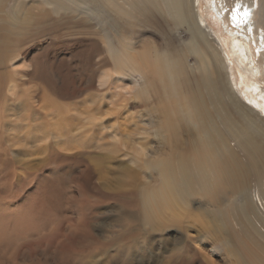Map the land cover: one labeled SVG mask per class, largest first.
Here are the masks:
<instances>
[{
  "label": "rangeland",
  "instance_id": "374dc122",
  "mask_svg": "<svg viewBox=\"0 0 264 264\" xmlns=\"http://www.w3.org/2000/svg\"><path fill=\"white\" fill-rule=\"evenodd\" d=\"M137 1L121 2V25L111 26L106 21L110 5L104 0L1 1L0 44H6L7 50L0 53V154L7 152L15 158L14 166L21 175H42L66 191L65 200L62 202L61 194L58 202L57 220L46 218L38 221L40 226L34 220L24 243L32 242L39 230L47 241L52 233H58L60 243L68 234L82 240L86 226L81 225L79 232L73 226L94 211L101 215L92 219V232L105 239L84 244L76 253L55 241L56 251H36L32 245L27 251H0V264L38 260L45 264H100L106 255L128 247L143 251L144 258L128 264H162L164 259L156 263L151 253L165 257L181 246L194 253L183 264H264V236L253 233L248 224L247 236L242 224L231 222L232 245L226 244L224 234L216 232L214 218L204 214L199 189L190 198L195 202L189 211L186 205L177 207L175 214L164 209L155 214L152 210L158 203L151 207L150 202H144L148 190L158 183L155 161L194 143L201 131L199 120L193 112L192 118L185 114L178 118L179 113L173 111L178 122L176 136L169 128L163 129V99L146 85L141 71L108 70L110 57L103 36L112 29L118 42L131 40L135 50L146 44L153 54L173 46L183 56L186 87L191 90H197L204 62L185 49L191 34L186 25L176 28L155 6H150L148 14L140 13L134 7ZM208 18L207 30L212 33L216 25ZM211 37L208 44L213 50L215 38ZM224 98L239 108L233 93L227 92ZM234 144L230 142L231 147ZM86 173L89 187L81 192L86 185L77 189L75 184ZM42 186L30 181L23 191L14 190L15 198L10 201L19 204L23 192L34 196ZM260 187L264 185L250 180L248 186L238 189L219 188V202H241L247 193L254 198ZM252 221L264 235V225L255 218ZM206 251L210 253L206 255Z\"/></svg>",
  "mask_w": 264,
  "mask_h": 264
},
{
  "label": "bare ground",
  "instance_id": "6f19581e",
  "mask_svg": "<svg viewBox=\"0 0 264 264\" xmlns=\"http://www.w3.org/2000/svg\"><path fill=\"white\" fill-rule=\"evenodd\" d=\"M104 1L110 5L106 13L108 25H121L120 16L124 14L121 2L125 4V0ZM239 2L250 11L247 24H234L231 18L230 7L237 4V0H138L134 3L140 13L148 14L150 6H155L165 20L176 28L184 25L189 28L190 40L185 49L196 53L200 62H204V65L200 66L202 70L199 82H196V91L186 87L183 56L180 57L181 53L176 52L173 46H169L167 51L165 48L164 53L153 54L146 44H141L140 49L135 50L131 40L126 43L118 42V37L112 29L103 36L110 57L107 60L108 70L115 68L116 71H121L120 69L131 68L141 71L145 76L146 85L153 87L163 99V129L169 128V133L176 136L178 122L173 116V111L179 113L178 118L182 114L192 118L193 112L194 118L199 120L201 131L194 143H190L182 152L179 149L176 154L168 153L166 158L159 157L155 161L158 183L155 189L148 190L149 194L144 196V202H150L151 207L152 203H158L157 209L152 210L155 214L163 209L175 214L178 213L175 211L177 207L184 209L186 205L189 211L190 204L195 202H191L190 198L195 189H199L201 192L198 200H202L204 214L208 218H214L217 223L216 232L219 235L224 234L228 245H232L231 222L242 224L243 233L247 236V224L253 233L264 236L252 221L255 218L264 225V188L255 190L254 198L243 190L247 197L241 202L231 199L219 202V188L238 189L248 186L250 180L264 185V0ZM55 6L60 7V4L55 3ZM243 10L242 8L240 11ZM209 16L216 25V29H211L212 33L207 30ZM13 20L16 21V18L13 17ZM134 32L132 30L133 34ZM208 36L215 38L213 50L209 47ZM6 50V44H0V53ZM227 92L233 93L237 98L238 109L233 108L224 98ZM231 141H234V147L230 146ZM6 153L0 154V251H27L29 245L36 248V251H56L52 244L55 241L56 244L76 253L82 251L80 246L84 244L105 239L92 232V219L101 215V212L94 211L87 217L84 214L85 218L76 220L77 224L73 226L78 232L81 225L86 226V232L81 235L82 240L68 234L60 243L57 242L58 233H52L48 237L50 241H47L39 230L36 237H31L32 242L24 243L25 237H30L29 233L34 228V220L37 223L52 217L57 220L60 211L58 202L61 194L62 202L65 200L66 191L63 188L58 189L50 178L51 183L42 175L41 178L32 174L28 176L25 168L24 171L28 174L21 175L14 166L15 158ZM87 177L90 176L86 173L82 181L75 184L77 189L86 185L81 192L89 187L86 183ZM36 178H39V181ZM51 178L54 179L52 176ZM30 181L36 186H42L44 181L46 184L38 194L27 196L23 192L19 204L12 203L10 199L14 197V190L23 191ZM230 196L234 197L233 194ZM213 206L216 208L208 209ZM222 206L226 208H220ZM76 214L82 213L78 214L77 211ZM41 229H45V226L41 225ZM16 234L18 236H13ZM136 247L137 243L134 245L135 249ZM131 249L132 247H128L126 251L108 254L105 261L115 264H128L136 258L144 261L143 251ZM209 253L210 251H206V255ZM192 254L194 253L191 251H185L184 246L169 251L165 257L151 253L156 258V263L161 258L164 259L162 264H183L185 258ZM151 258L153 260V257ZM105 261L100 264H106ZM45 263L38 260L30 264Z\"/></svg>",
  "mask_w": 264,
  "mask_h": 264
},
{
  "label": "snow or ice",
  "instance_id": "6c2138e0",
  "mask_svg": "<svg viewBox=\"0 0 264 264\" xmlns=\"http://www.w3.org/2000/svg\"><path fill=\"white\" fill-rule=\"evenodd\" d=\"M244 9L243 12H241V9ZM232 13V20L235 23L239 22L242 24H247L250 17V11L248 10V7L241 4L239 0H237V4L234 8L231 9Z\"/></svg>",
  "mask_w": 264,
  "mask_h": 264
},
{
  "label": "clouds",
  "instance_id": "9594fccd",
  "mask_svg": "<svg viewBox=\"0 0 264 264\" xmlns=\"http://www.w3.org/2000/svg\"><path fill=\"white\" fill-rule=\"evenodd\" d=\"M242 98H243V96H242ZM244 100H246L245 98H243Z\"/></svg>",
  "mask_w": 264,
  "mask_h": 264
}]
</instances>
